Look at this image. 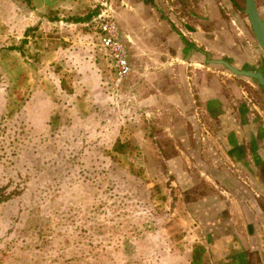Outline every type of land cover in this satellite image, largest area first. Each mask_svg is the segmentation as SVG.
Masks as SVG:
<instances>
[{
  "label": "crops",
  "instance_id": "0c3cea01",
  "mask_svg": "<svg viewBox=\"0 0 264 264\" xmlns=\"http://www.w3.org/2000/svg\"><path fill=\"white\" fill-rule=\"evenodd\" d=\"M112 1L0 0V123L4 115L18 128L15 118L23 113L26 124L45 130L50 123L57 126L69 106L68 118L94 120V133L113 143L115 136L131 132L153 136L146 144L161 153L164 141L170 142L176 156H162L165 167L176 181L181 179L180 185L196 184V176L211 188L202 208L217 205L248 251L254 210L258 227L264 219V112L237 81L205 60L206 53L228 48V55L242 56L236 50L237 38L243 36L233 16L236 3L196 0L195 6H184L179 0L165 18L144 0H134L126 10L122 2V15L112 14L113 20L107 15ZM95 7L103 10L100 16L84 17V10ZM221 11L223 26L206 28L221 21ZM104 17L120 28L131 68L119 99L112 65L97 46L96 23ZM217 71L223 77L211 80ZM136 119L134 128L129 122ZM173 196L180 214L195 222L182 195ZM204 245L208 247L206 238ZM258 250V263L264 264V247L259 244Z\"/></svg>",
  "mask_w": 264,
  "mask_h": 264
},
{
  "label": "rangeland",
  "instance_id": "374dc122",
  "mask_svg": "<svg viewBox=\"0 0 264 264\" xmlns=\"http://www.w3.org/2000/svg\"><path fill=\"white\" fill-rule=\"evenodd\" d=\"M130 1L134 2L113 0L111 15H107L113 20L112 14L121 16L122 2L126 10ZM144 1L165 18L169 16L166 11L179 4V0ZM223 1L226 0H218ZM237 1L243 5V0ZM256 1L264 19V0ZM189 3L195 6L196 0H182L180 4L188 6ZM232 9L237 15L233 16L246 29L245 35L237 38L241 39L242 44L237 40L241 49L235 46L233 49L242 56L245 48L252 51L253 64L255 59L259 60L258 70L264 72V66L260 65L264 61L262 53H255L254 58L256 44L243 8L237 10L232 4ZM102 12L98 7L83 11L84 17H98ZM221 12V21L205 27L215 30L223 26ZM115 26L127 56L122 32ZM194 43L203 50L200 43ZM195 54L197 58L203 57L201 53ZM225 57H228L225 51L220 50L205 60ZM212 68L225 72L243 91L256 90L251 93L259 97L264 110V92L256 82L248 80L247 83L218 65ZM218 71L212 72L211 80L223 77ZM113 88L119 99L122 87L113 85ZM66 108L57 126L50 123L45 130L26 124L23 113H17L14 124L19 127L13 129L9 117L6 119L3 115L0 123V264H212L208 247L204 245L203 229L185 213L180 214L173 196L180 193L185 205L193 204L195 217L191 216L199 220L202 198L211 188L195 176L198 182L182 183L186 189L182 191L181 179L178 182L173 178V170L165 167L162 159V156L169 159L176 156L170 142L164 141L161 153L152 144H146L153 136L131 135V132L121 139L115 136L113 143L107 136L94 133L91 129L94 120L70 119L65 114ZM77 120L79 124H75ZM95 122L98 125L99 120ZM138 122L136 119L129 123L137 128ZM85 123L88 125L83 128ZM25 182L30 188L29 201L16 200V195L23 194ZM255 256L248 255L252 263L259 264Z\"/></svg>",
  "mask_w": 264,
  "mask_h": 264
},
{
  "label": "flooded vegetation",
  "instance_id": "af4514ba",
  "mask_svg": "<svg viewBox=\"0 0 264 264\" xmlns=\"http://www.w3.org/2000/svg\"><path fill=\"white\" fill-rule=\"evenodd\" d=\"M232 2L236 3L235 6H236V8H238L237 10L243 8L242 10L244 13L245 0H243V5H240V2L238 3L237 0H233ZM255 3H256L258 13H259L261 19L264 21V19L261 16L262 15L261 10H260L256 0H255ZM245 16L247 18L246 14H245ZM237 21H239V25L241 26L240 28L242 29L243 34L245 35V33H244V30H246L245 24H243L239 19H237ZM247 22H248V18H247ZM248 27L250 29L251 34L253 35L252 29L249 25V22H248ZM253 38H254V41L256 44L254 47V58H255V53H256V55H258L259 52H261L262 55L264 56V52L257 45V42L255 40L254 35H253ZM228 51H229V48L227 51H225V54L228 57H225L223 59H218V60H209L207 63L211 66L212 65L213 66H216V65L221 66L222 68H224V70H227L232 75L243 79L245 82L249 83L248 80L254 81V82H256V84L258 86H260L255 79H253L251 77L242 76V75H235L234 73L229 71L226 67L217 63L219 61H225L230 66L236 68L239 71L259 72V73L264 75V72L262 70H258L259 60L255 59L254 64H253V60H252V54L253 53H252V51H248V49L245 48L244 49L245 55L241 56V57H236L235 55L231 56L230 54L228 55ZM205 57L210 58L211 55L206 53ZM208 58H206V59L208 60ZM263 64H264V61H261L260 65H262V67L264 66ZM251 86L253 87V85H251ZM261 89L264 92V89L262 87H261ZM252 90H254V89L248 88V91L247 90L246 91L244 90V91L247 94L248 98L254 103V106L257 107L259 110H262L264 112V110L262 109V107L260 106V104L258 102L259 97H257V98L253 97V95L251 93ZM254 92H256V90H254ZM254 168H257V167L255 166ZM263 169L264 168L261 169V172ZM200 205L202 208V203ZM186 206H187V208H189L191 210V212L193 214V208L189 202H187ZM202 210H203L201 212L202 218L199 220H198V218H194V219L198 223V225L203 229L204 236H205L206 241L208 243V253L210 254L212 264H250V263H252V261H251V258L248 257L247 254L250 255L252 252L256 255L255 257L258 259V256H257L259 253L258 252L259 251L258 245L261 244L264 247V219L262 220V224H260L258 227L259 217H258V215H256L255 210H254V234H253V232L248 231L249 238L246 237L247 244H249V247H250L248 251L243 250L242 246L240 245V241L234 235V232L231 231V227L228 224H226V220L223 216V213L219 212L220 210L217 208V205H215V206L209 205L208 206L205 204V207H203ZM193 216L195 217V213L193 214ZM259 229L261 230V233H259ZM250 237H252L251 240H250ZM253 237H254V240H253Z\"/></svg>",
  "mask_w": 264,
  "mask_h": 264
},
{
  "label": "built area",
  "instance_id": "2783aa9c",
  "mask_svg": "<svg viewBox=\"0 0 264 264\" xmlns=\"http://www.w3.org/2000/svg\"><path fill=\"white\" fill-rule=\"evenodd\" d=\"M96 24L99 32V48L112 65L114 87L120 88L131 72L126 59V51L118 39L117 28L112 19L104 17L99 19Z\"/></svg>",
  "mask_w": 264,
  "mask_h": 264
},
{
  "label": "water",
  "instance_id": "95a60500",
  "mask_svg": "<svg viewBox=\"0 0 264 264\" xmlns=\"http://www.w3.org/2000/svg\"><path fill=\"white\" fill-rule=\"evenodd\" d=\"M244 13L247 15L249 25L259 48L264 52V21L261 19L255 0H245ZM218 64L223 65L235 75H242L255 79L258 84L264 89V75L259 72L239 71L230 66L225 61H219Z\"/></svg>",
  "mask_w": 264,
  "mask_h": 264
},
{
  "label": "trees",
  "instance_id": "16d2710c",
  "mask_svg": "<svg viewBox=\"0 0 264 264\" xmlns=\"http://www.w3.org/2000/svg\"><path fill=\"white\" fill-rule=\"evenodd\" d=\"M24 184H25L24 185L25 186V190L23 191L22 195H19V196L16 195V200L20 199L22 201H27V200L29 201V195H27V193H29V190H30L29 184L27 182H25ZM194 262H196L195 258H194Z\"/></svg>",
  "mask_w": 264,
  "mask_h": 264
}]
</instances>
